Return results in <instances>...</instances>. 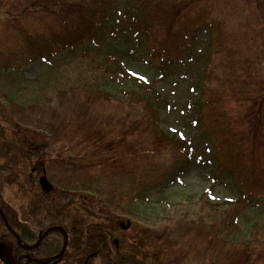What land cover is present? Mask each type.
Instances as JSON below:
<instances>
[{
    "label": "trees",
    "instance_id": "1",
    "mask_svg": "<svg viewBox=\"0 0 264 264\" xmlns=\"http://www.w3.org/2000/svg\"><path fill=\"white\" fill-rule=\"evenodd\" d=\"M122 1L0 0V19L13 29L20 28L22 34L28 30L21 27L16 18H30L33 22L42 18L46 20L44 32L34 38L27 36L28 42L25 45L22 43L19 49L18 42L13 40H7L2 45L8 50L0 48V72L18 71L27 64L52 60L60 53L83 58L87 54L85 52L102 45L112 49L114 42L109 32L111 29L114 32L117 30L114 25L116 21L123 23V30L132 36L131 40L141 42L144 50L139 48L145 54L142 55L144 58L152 61L161 57L162 65L166 67L172 64L165 60L167 37L179 33L183 40L176 46L179 52L176 60L187 63L189 53L194 51L190 31L193 30L196 35L202 24L215 26L220 47L214 55L216 58L211 60L206 55L207 68L202 73L201 81H196L211 97L205 101L198 98L202 106L214 109L209 123L205 112L199 109L198 99L192 103V107L198 111L197 123H201L203 142H208L214 150L212 172L216 180H231L237 199L225 203L227 208L218 222L208 223L203 219L189 221L185 216L178 219L174 226H161L156 232L163 249L167 250L166 264H264V227L260 232L258 223L254 224L252 238L247 243L233 245L223 238V233L236 226L245 210L252 207L264 213V52H259L258 45L255 59L251 62L250 55L243 47L251 46V41L245 43L242 38L240 40L234 36L227 25L222 26L213 20L217 8L210 3L211 0L204 5L200 4L202 0H127L128 11H117L116 3L122 4ZM135 34L137 38L133 37ZM109 59L105 71L112 72L109 64H114V73L119 79L132 80L139 86L140 94L126 92L130 99L128 103L114 100L107 92H96L90 87L93 79L88 83L89 78L81 76L84 89L61 88L58 100L47 96L45 104H55L56 108L21 104L14 99L8 100L3 108L12 126L17 128L14 133L19 139L18 146L16 142L13 143L25 159L29 148L34 145L28 139L31 131L42 135L49 133L52 144L56 145L57 141L62 142V128L71 123L78 126V140L70 141L68 155L64 153L62 156L63 171L59 170V173L67 174V170L74 175L81 169L85 174L80 173L79 177L84 179L78 177L80 185L65 186L64 191L67 188L72 194L77 190L94 191L93 197L99 200L101 206L104 205L108 215L119 219L132 215L133 206L127 203L143 201L153 191L176 183L182 166H189L195 153L190 151L191 143L177 136H169L160 128L161 111L168 106V102L157 88L129 74L119 64L118 58L110 55ZM192 69L195 70L193 66ZM91 70L96 69L92 66ZM14 73L20 76L18 72ZM41 82L45 85L46 81ZM94 82L98 83L96 79ZM110 84L107 81L106 85L112 86ZM250 84L253 88H250ZM253 107L257 108L255 114L247 115ZM238 111H242L241 116L247 115L244 124L239 121ZM105 128L117 131L120 138L105 139L108 134ZM23 131L28 135L18 137ZM219 151L225 154L230 166L226 167L219 160ZM169 153L172 159L167 157ZM2 156H6V153ZM130 162L135 164L129 168ZM49 163L52 165L49 172L54 177L57 174L54 161ZM1 203L8 217L10 212L6 204ZM210 204L207 206L214 205ZM62 213H65V208L58 212L59 217ZM50 218L51 226H56L57 216L50 214ZM12 219L13 223L9 221V224L14 229L16 226L20 229L19 235L23 241L38 240L27 225L17 223L16 215ZM0 223L5 226L1 216ZM62 228L68 232L65 225L62 224ZM184 240L191 241L188 250ZM14 241L16 243L17 239ZM64 245V233L55 231L35 251L36 257L52 260L60 254ZM125 252L116 245L115 234L105 231L102 226L93 225L87 232L71 230L69 246L62 262L90 264L95 258H100L104 264H139L136 261L138 250L132 248ZM158 252L162 251L156 248V256L160 254ZM190 253L193 255L191 259Z\"/></svg>",
    "mask_w": 264,
    "mask_h": 264
},
{
    "label": "rangeland",
    "instance_id": "2",
    "mask_svg": "<svg viewBox=\"0 0 264 264\" xmlns=\"http://www.w3.org/2000/svg\"><path fill=\"white\" fill-rule=\"evenodd\" d=\"M122 2V4L116 3L115 9L125 12L124 7L128 6L127 0H123ZM210 3L217 8L213 16L214 21L222 26L227 25L229 31L239 39L242 38L245 43L251 41V46L243 47L247 50L248 55H250L252 59L250 61L253 62L257 54L258 45H260L259 52H264V0H211ZM200 4H208V0H202ZM44 14L45 11L42 15ZM49 18L52 19L51 17ZM16 21L28 31L22 34L20 28L15 27L13 29L11 25L0 19L1 49L8 50V47L2 46L7 40L17 41L19 49L22 43L25 45L28 42L27 36L33 38L40 36L46 26L44 18L34 22L30 18H16ZM114 25L118 28L119 37L114 39V44L111 45L112 49H110V46L102 45L97 49L85 52L87 54L83 58L74 57L66 53L52 59L53 63L50 65L41 61L25 65L22 70H19L22 74L21 76L15 74L13 70L9 71V73L0 72V201L5 202L10 214H16V217L18 216L21 222L27 223L30 227H40V225L46 226L50 223L49 219L42 218L43 214L40 212L43 208L39 202L45 198L48 200L45 209L53 215L58 216V212L65 208V213H62V217H58L57 221H59L60 226L63 224L68 228L70 236L71 230L75 228L77 232H87L90 226H102L105 231L116 235V239L119 240L120 249L125 250V253H128L132 248L138 250L136 261L139 264H166L167 250L163 249L162 243L158 240L159 235L156 232L161 226L172 227L178 219H182L185 216L189 221L203 219L208 223L218 222L221 219L223 210L227 208L223 204L226 201L234 200L236 197L235 191L231 188L228 189L226 187L227 184H212L213 166L209 165L205 160L209 156L208 150L205 149L206 145L198 139L200 129H196L198 126L194 125L193 122L196 120L197 114L194 108L190 106V102L195 101L197 97L199 99L201 97L204 101L211 98L209 92L201 89V85H198L196 81H201L202 73L207 68L206 55L211 60L216 58L214 55H216L217 49L220 47L219 40L217 39L219 38V34L215 26L206 24H202L198 28L199 31L196 35L191 30L189 37L194 45V51L189 53V57H187L188 62L183 63L182 60L175 63L173 68L162 70L158 67V64L160 65L161 63L159 59L154 58L152 63L146 61L142 56L145 54L137 46L140 43L131 40L132 36L130 34L126 35L123 25L116 23ZM254 36H256L255 40L257 41L254 40ZM133 37L136 38V34ZM167 39L165 60L171 59L173 62L179 56L176 46L179 45L180 40H183V37L179 33H174L170 37H167ZM141 49L144 50L142 46ZM111 54L119 58V64L129 74L152 83L165 97L168 106L161 111L160 128L169 135L178 134L187 139H193L200 156L195 162L196 165L180 176L181 183L177 182L165 189L153 191L145 200L138 203H127L133 206L131 207L133 211L132 215L119 219H114L113 216L108 215L109 213L104 209V205L101 206L99 200L96 197H92L93 194L90 190H77V195H74L67 188L62 194V191L56 186L63 187V190L68 185L78 186L80 185L78 181L80 173L85 174L81 169H78L74 175L65 170L67 174L62 172V175H65V177L58 174L59 170H62V156L64 157V153L67 154L69 151L70 141L75 142L78 140V126L71 123L62 128V142L57 141V144L54 145L50 139L49 148L42 145L43 135L39 134L40 140H33L32 138L35 145H33V148L32 146L29 148L30 152L26 163L23 159L24 156L19 153L18 147H15V143H13L16 142V146H18L19 139H16L14 133L17 131V128L16 126H12L11 121L4 114L3 108L8 103V100L13 99L17 103L34 104L36 106L43 105L47 96L58 100V93L61 88L66 90L69 88L84 89L83 86L85 84L82 83L81 76L89 78L88 83H91L90 79H93L90 87L96 92H107L114 100L128 103L130 99L126 95V92L135 91L140 94L139 86L132 80L119 79L120 77L118 78V75L114 73V68L116 67L114 64H109L112 72L108 69V71L104 70V68L108 67L107 64ZM92 61L96 63L93 64ZM92 66L96 70L92 71ZM192 66L195 70L192 69ZM108 72H110L109 75L107 74ZM94 79L98 83L94 82ZM42 80L46 81L45 85L42 84ZM107 81L112 86H107ZM20 85H22V89L16 90L17 86ZM250 86V88H253L252 84ZM199 105L201 106L199 108L200 111L205 112L208 124L210 115L214 112V109L202 106L201 101ZM249 105L252 106V104ZM46 106L56 108L55 104H46ZM254 111H257V108L253 107L252 110L248 111L247 115L254 113ZM241 113L242 111H238L237 115L239 121L243 123L247 115L241 116ZM199 124L201 126L200 122ZM105 130L108 132L105 139L120 138L117 131L112 132L109 128H105ZM23 135L27 136L28 133L23 131L18 134V137L21 138ZM62 144L64 148H62ZM259 149L261 151V148ZM45 151H49V158L47 160H56L54 164L57 172L55 174L56 179H53L51 172L49 173L50 176L48 175L49 181L54 186L53 192L48 196L42 195L40 187L32 181L29 175L31 168L38 163L36 160L40 157L42 158ZM166 151L170 150L166 149ZM4 153H6V156L3 157ZM217 156L220 161H223L227 165L226 167L230 166L222 151H219ZM167 157L172 159V154L169 153ZM14 159L18 160L15 161ZM203 163H205V166L202 165ZM134 164V162H130L128 167L130 168ZM79 178L81 180L84 179L83 177ZM8 180H11L13 183H10ZM207 200L210 202L215 201L219 206L209 207L207 206ZM9 205L11 208H9ZM37 207L41 208L37 209ZM36 212H40L39 215L41 216L38 218L37 224L31 222L33 216L37 215L35 214ZM10 221L13 223L11 217ZM128 221L132 222L131 227L128 226ZM75 222L77 225H75ZM255 223H258L260 232H262L264 213L260 212L257 208L250 207L242 213L237 225L233 229L223 233V238L233 245L247 243L252 238ZM121 226H125L124 229L126 231H123ZM0 231L6 239H9V244L13 245L12 237L1 223ZM200 236H203V234ZM183 242L188 250L191 241L184 240ZM12 248L14 249L15 247L12 246ZM156 248L162 251L158 252L160 253L158 256L155 253ZM192 257L193 255L190 253V259ZM154 260L159 262L156 261L155 263ZM90 264L104 263L100 258H95Z\"/></svg>",
    "mask_w": 264,
    "mask_h": 264
},
{
    "label": "flooded vegetation",
    "instance_id": "3",
    "mask_svg": "<svg viewBox=\"0 0 264 264\" xmlns=\"http://www.w3.org/2000/svg\"><path fill=\"white\" fill-rule=\"evenodd\" d=\"M0 253L4 257V259L8 260L12 264H14L18 259H20L19 256H18V251H15V250L10 251V254H9V256H11L10 258H7L8 257V255H7L8 249L5 248L4 249V252L3 251H0ZM26 256H27V254H23L21 256V258L26 257ZM33 261H35V260L33 259Z\"/></svg>",
    "mask_w": 264,
    "mask_h": 264
},
{
    "label": "water",
    "instance_id": "4",
    "mask_svg": "<svg viewBox=\"0 0 264 264\" xmlns=\"http://www.w3.org/2000/svg\"><path fill=\"white\" fill-rule=\"evenodd\" d=\"M0 212L2 213L1 209H0ZM2 215H3V214H2ZM3 218H4V216H3ZM4 219H5V218H4ZM5 221H6V219H5ZM49 232H50V231H48V232L46 233L45 236H47V235L49 234Z\"/></svg>",
    "mask_w": 264,
    "mask_h": 264
}]
</instances>
